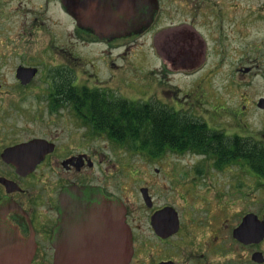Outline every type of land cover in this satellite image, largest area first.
Here are the masks:
<instances>
[{
  "label": "flooded vegetation",
  "instance_id": "obj_1",
  "mask_svg": "<svg viewBox=\"0 0 264 264\" xmlns=\"http://www.w3.org/2000/svg\"><path fill=\"white\" fill-rule=\"evenodd\" d=\"M207 1L217 16L225 9L217 1L171 0L164 15L163 0H78L70 13L62 0H39L35 7L33 0H17L20 33L26 35L18 40L28 50L9 70L11 84L0 80V97L13 94L0 99V109H12L18 120L0 116V207L34 245L29 264H54L57 251L63 264H264V237L245 242L234 235L235 228L254 232L253 215L264 221V165L244 158L264 155V93L250 104L243 92L238 101L205 98L198 104L208 119H201L181 107L177 89L150 91L133 85L126 72L129 65L136 68L147 39L161 62L183 74L221 71L208 65L209 39L194 22ZM50 4L66 21L57 31L42 17ZM254 7L261 44L251 51L259 54L243 59L241 45L232 74L264 83V3ZM247 9L246 17L228 20L235 27L220 36V60L223 37L242 41L254 25ZM132 102L140 105L141 123L189 122L191 132H117L115 124L131 121ZM210 103L219 110H209ZM229 105L230 120L224 121L219 115ZM249 107L260 117L256 126L248 123ZM147 136L161 143L144 141ZM182 136L201 137L204 146ZM170 139L177 142H164ZM190 152L213 164L176 168L174 156ZM132 154L144 159L142 168ZM218 157L222 168H215Z\"/></svg>",
  "mask_w": 264,
  "mask_h": 264
},
{
  "label": "rangeland",
  "instance_id": "obj_2",
  "mask_svg": "<svg viewBox=\"0 0 264 264\" xmlns=\"http://www.w3.org/2000/svg\"><path fill=\"white\" fill-rule=\"evenodd\" d=\"M217 1L221 5L225 6V9L220 12L217 16L214 12V9H211L208 1L205 3L209 7H202L200 10L195 12L194 22L198 30L204 32L209 39L210 52L208 55V65L211 66L213 63L215 66L212 67V70L220 69L221 71L212 72L211 76L204 77L200 73L193 75H186L183 72L174 70L173 68L165 65L161 62L160 58L158 59L157 54L152 49V44L150 40L147 39L144 42V52L141 54L140 49L138 51L139 59H136V68L129 65L126 72L131 75V80L133 85H145L148 90H160L167 87H173L177 89L178 99L183 102L181 107L192 109L194 116L196 118L208 119V110L198 102H203L206 100L215 99V95H218V99H227V100H239V95L241 92L249 100L255 99L259 93H264V83L259 81L258 78L253 76L232 74V67L235 63L239 62L240 46L244 47L243 59L250 58L251 56L257 55L258 52H253L252 49L256 48V45L261 44V39L257 34L258 21H256L255 11L257 7L250 8L253 4L262 5L264 0H209ZM17 0H0V80H7L8 84H11L10 72L9 70L13 68V65L18 61L23 59L22 52H27L28 46L22 44L18 38L26 37L25 34H21L19 29L18 21H21L20 14L15 12V3ZM39 0H33L34 7L38 5ZM232 2L237 4L236 8L230 7ZM171 0H163L162 10L163 14L166 15V11L172 8ZM31 5V4H30ZM255 6V5H254ZM251 10L250 20L254 21V25H249L245 30H248L247 34H243V40L239 41L238 38L228 39L223 37V44H226V53L225 59L220 60V53L222 42L220 41V36L223 33L228 32V29L235 27L234 24L228 22V20L233 19L238 16H247L248 9ZM244 9V11H243ZM45 26L52 28L53 31L60 30L63 27V22L66 21L59 14L56 6L49 5L46 9ZM180 14V18H181ZM183 18V17H182ZM168 19V18H167ZM221 25V30L218 25ZM262 24V22L260 23ZM23 32V31H22ZM32 36V35H31ZM33 36H42V34H34ZM16 53H18L16 55ZM259 54V53H258ZM167 63V62H166ZM143 66V68L140 67ZM210 70V69H209ZM221 72H225L226 77L222 76ZM237 82L240 85H237ZM241 81V82H240ZM133 85H131L133 90ZM140 87V86H138ZM196 87L198 90L193 88ZM140 88H137L139 90ZM145 89V88H144ZM132 92V91H131ZM201 92V93H197ZM130 94V92H129ZM204 94V95H203ZM1 95V94H0ZM136 95H140L136 92ZM13 96L10 94H2L0 97L1 100L6 99L10 100ZM136 96V97H138ZM206 106V105H204ZM209 110H219V104L210 103L207 104ZM12 109L4 108L0 109V116L4 117V120L8 122H18L16 116L13 114ZM230 113V105L228 111H222L219 115L220 119L224 121H229L228 114ZM246 117H249L248 123H254L256 126L257 119L259 115L255 114L252 108L249 107V112ZM171 160L176 168H209V164H213L211 160L207 157H201L194 155L193 153H187L181 155L180 159ZM132 163L137 164L142 168L146 163L140 155L132 154ZM157 165V164H156ZM153 165H150V168ZM197 166V167H196ZM170 168V167H168ZM231 168H238L237 166H232ZM260 191L264 195V187L260 186ZM259 206H264V196L259 200ZM260 248L264 250V242L261 244Z\"/></svg>",
  "mask_w": 264,
  "mask_h": 264
},
{
  "label": "water",
  "instance_id": "obj_3",
  "mask_svg": "<svg viewBox=\"0 0 264 264\" xmlns=\"http://www.w3.org/2000/svg\"><path fill=\"white\" fill-rule=\"evenodd\" d=\"M63 4L66 6L67 11L74 13L78 6V0H62ZM165 45V44H164ZM164 52L171 55L170 50H168L167 45L162 47ZM117 213L120 210L117 207ZM254 216V215H253ZM255 225L256 229L251 233L242 232V228L234 230V235L245 242L249 241H259L264 236V221H259L256 216ZM246 219V218H245ZM128 255L131 250L129 245H127ZM34 253V245L26 238H24L17 226L13 225L7 218L6 207H0V264H29ZM255 259L262 261L261 253H256ZM122 260L117 259L116 264H121ZM54 264H63L61 253L59 251L55 254Z\"/></svg>",
  "mask_w": 264,
  "mask_h": 264
},
{
  "label": "trees",
  "instance_id": "obj_4",
  "mask_svg": "<svg viewBox=\"0 0 264 264\" xmlns=\"http://www.w3.org/2000/svg\"><path fill=\"white\" fill-rule=\"evenodd\" d=\"M132 112L131 115L128 116L129 119H131V121L128 124H115L114 127L116 129L117 132H122V133H127L128 135H147V134H154V135H159L160 132L162 131L161 129L164 128L165 130L163 132H167L169 134H175L176 131H178L181 134H184L186 132H191L190 130V125L189 122L187 123H174V124H163L161 122H156L153 124L150 123H141L140 122V117H141V108L140 105H138L136 102H132L131 106H130ZM137 120L139 122H137ZM118 127L121 129L119 131ZM124 131V132H123ZM198 135V134H197ZM184 136H182L181 138H183ZM197 140H193V139H189V138H183L184 142L186 143H190V144H197L200 146H204V141L201 140V137H197ZM144 141H150L152 143L155 144H159L161 143V141L155 137L150 138V137H146L144 138ZM165 141H169L170 143H175L177 142L176 139L172 140H164ZM175 141V142H174ZM182 141V140H181ZM159 142V143H158ZM263 155V154H261ZM258 156L255 157V155L253 156H248L247 154H245L244 158L245 160L249 161L251 163L252 166H255L256 164L263 166L264 165V155L263 156ZM221 159H223V157H218V161H217V165L221 166ZM255 160L258 161V163H255Z\"/></svg>",
  "mask_w": 264,
  "mask_h": 264
}]
</instances>
